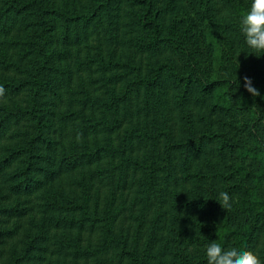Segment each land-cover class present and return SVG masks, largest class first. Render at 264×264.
<instances>
[{"label": "trees", "instance_id": "1", "mask_svg": "<svg viewBox=\"0 0 264 264\" xmlns=\"http://www.w3.org/2000/svg\"><path fill=\"white\" fill-rule=\"evenodd\" d=\"M249 5L0 0V264H208L211 239L264 261Z\"/></svg>", "mask_w": 264, "mask_h": 264}, {"label": "clouds", "instance_id": "2", "mask_svg": "<svg viewBox=\"0 0 264 264\" xmlns=\"http://www.w3.org/2000/svg\"><path fill=\"white\" fill-rule=\"evenodd\" d=\"M238 28L250 53L264 54V0H250V5L238 17ZM244 87L253 94L260 92L259 86L247 76ZM4 93L5 89L0 86V96ZM217 202L222 208H230L234 198L228 190H223L218 193ZM205 255L208 264H264L255 251L235 244L227 245L220 239L210 240Z\"/></svg>", "mask_w": 264, "mask_h": 264}, {"label": "rangeland", "instance_id": "3", "mask_svg": "<svg viewBox=\"0 0 264 264\" xmlns=\"http://www.w3.org/2000/svg\"><path fill=\"white\" fill-rule=\"evenodd\" d=\"M253 186L255 187L256 191L261 195L264 196V175H262L261 177H259V179L255 180L253 183ZM251 197H256V196H252ZM257 207L262 208V205H257ZM263 211V210H262Z\"/></svg>", "mask_w": 264, "mask_h": 264}]
</instances>
